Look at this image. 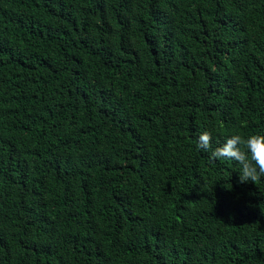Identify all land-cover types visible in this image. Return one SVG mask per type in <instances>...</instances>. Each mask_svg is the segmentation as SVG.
Listing matches in <instances>:
<instances>
[{"label":"trees","instance_id":"obj_1","mask_svg":"<svg viewBox=\"0 0 264 264\" xmlns=\"http://www.w3.org/2000/svg\"><path fill=\"white\" fill-rule=\"evenodd\" d=\"M236 135L264 0H0V264H264V178L211 159Z\"/></svg>","mask_w":264,"mask_h":264},{"label":"clouds","instance_id":"obj_2","mask_svg":"<svg viewBox=\"0 0 264 264\" xmlns=\"http://www.w3.org/2000/svg\"><path fill=\"white\" fill-rule=\"evenodd\" d=\"M198 146L205 151L211 149V135L201 133ZM211 159L234 160L240 165L239 183H255L264 178V135H252L246 140L239 135L232 136L211 151Z\"/></svg>","mask_w":264,"mask_h":264}]
</instances>
